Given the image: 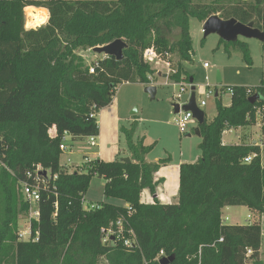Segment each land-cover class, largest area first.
<instances>
[{
  "label": "trees",
  "instance_id": "obj_1",
  "mask_svg": "<svg viewBox=\"0 0 264 264\" xmlns=\"http://www.w3.org/2000/svg\"><path fill=\"white\" fill-rule=\"evenodd\" d=\"M223 2L0 0V264H160L162 259H169L167 264H264L260 149L222 141L227 129L258 125L259 110L264 135V82L256 88L232 87L231 105L224 107L217 100L213 120L198 124L202 156L197 163L180 166L177 204L142 202L144 191L156 195L160 182L155 175L163 163L147 162L153 147L135 137L136 122L122 129L131 162L96 160L72 173L61 165L64 133L73 143L98 137L97 115L112 104L118 86L150 84L155 70L144 61L146 50L177 54L180 63L171 79L190 82L182 63L190 62L193 54L191 18L205 22L218 15L245 25L254 23L264 32V0ZM29 7L48 11L45 26L26 29ZM175 31L179 39L172 42L169 35ZM116 40L127 44L124 59H98L94 74L75 54ZM220 43L227 52L239 50L252 64L246 42L221 39ZM256 94L260 99L250 103ZM52 130L57 137H51ZM253 153L258 156L244 163ZM38 168L47 176L41 188L40 219L32 225L39 237L37 242H21L18 220L29 213V206L16 188ZM94 176L107 181V198L120 199L125 206L85 209ZM228 207L248 208L255 222L226 225L222 212ZM119 220L124 238H130V232L135 237L131 248L116 236L103 243L102 231H117Z\"/></svg>",
  "mask_w": 264,
  "mask_h": 264
},
{
  "label": "rangeland",
  "instance_id": "obj_2",
  "mask_svg": "<svg viewBox=\"0 0 264 264\" xmlns=\"http://www.w3.org/2000/svg\"><path fill=\"white\" fill-rule=\"evenodd\" d=\"M101 1L111 2L114 0ZM215 1L217 0H197V3L213 5ZM222 1H224L222 4H227L229 0ZM31 11H27V13L29 14ZM42 13L45 12L40 11L36 14ZM204 25L205 22L197 18L190 19L193 54L191 61L183 62L182 66L186 74L193 78V84L188 88L183 101L180 103L184 105L191 99L192 87L195 88L194 94L197 104L206 100L207 92L218 93L219 98L213 97L206 100L207 106L202 109L207 122H211L216 115L217 100L224 107L231 105V94L228 89L239 86L256 88L264 82V46L256 39L239 38V41L246 42L249 47L252 64L248 65L239 50L231 49L230 52H227L225 44L220 43L221 38L217 34H210L205 37ZM26 28H30L28 24H26ZM179 35V31H175L169 35V39L175 42L179 39ZM75 54L83 58L87 66L105 57L94 53L93 49L81 48L76 50ZM174 61L176 65L180 63L177 54H174ZM205 64L209 66L208 69L204 67ZM151 67L154 69V66ZM218 75L221 77V83H218ZM167 82L166 78L155 76L153 84L123 83L119 85L116 89L113 104L104 109L106 111H118V116L126 119L121 123V128L113 131L112 123L106 129L104 127L107 136L102 142L98 141L97 137L99 147L90 146L87 139L74 143L71 138L68 139V149L61 156L62 167L69 172H81L86 167V160L112 162L116 159L127 158L128 151L122 129L130 128L135 121L138 125L136 137L140 138L142 136L145 138L147 145L153 147L148 156V162L154 164L165 163L164 166L161 165L158 172L163 170L174 171L177 177V170L181 163L194 164L199 162L202 156L201 139L195 134L198 123L194 120L191 121L186 134L180 133L174 121V105L179 104L174 96L179 92V88L168 86ZM152 86L157 89L154 100L145 92L147 87ZM98 122L101 127V116L98 118ZM245 135L248 138H260L262 135L260 125L227 129L223 133L222 141L226 145H240L248 141L244 139ZM0 166L2 167V165ZM106 182L105 179L97 176L92 178L84 198L83 207L85 209L105 204L125 206L122 200L110 199L105 196L104 187ZM16 189L23 202L19 184ZM28 218L29 213L20 215L17 233L26 229ZM222 221L226 225H250L255 222V217L246 207H228L223 209ZM261 259L264 261V248L262 249Z\"/></svg>",
  "mask_w": 264,
  "mask_h": 264
},
{
  "label": "built area",
  "instance_id": "obj_3",
  "mask_svg": "<svg viewBox=\"0 0 264 264\" xmlns=\"http://www.w3.org/2000/svg\"><path fill=\"white\" fill-rule=\"evenodd\" d=\"M28 8L25 9V27L27 24V19H28V13H27ZM49 19H46V22L44 24H42V26H45L47 24ZM40 26V27H42ZM39 27V28H40ZM27 30L30 29H37V28H26ZM204 32V30H203ZM144 61L149 64L150 66H154V70H155V76L156 77H164L168 80L167 85L168 86H172V87H178L179 88V92L174 96V99L176 100V102H178L179 104V112L175 114V123L176 126L178 127L179 131L181 134H186V132L188 131V126L190 124L191 121H196L193 117V114L191 112H187L183 109V107L185 105H187L190 100L186 103H184V105H182L180 102L183 101L184 96L187 93L188 88L192 85L190 83H177L172 81L171 76L176 74V64L174 63V55L171 53H158L154 48L148 49L145 51L144 53ZM98 66V61H95L92 65L89 66V72L90 74H94L95 73V69ZM206 69L209 68V66L207 64H205L204 66ZM162 68V69H161ZM155 76H151L149 77V82L150 84H153L154 81V77ZM230 94H232V89H228ZM218 94V93H216ZM216 94H214L212 91L207 92L206 94V100H209L213 97H216ZM203 100L201 101L198 105V107L202 110L203 107L207 106V101ZM260 110L258 113L259 116V125L261 124V114H260ZM92 117H95L94 115ZM197 122V121H196ZM51 137H57V132L55 130H52L50 132ZM68 139H70V136L67 133H64L62 136V143L60 145V150L62 152L66 151L68 149V145H67V141ZM87 143L92 146V147H97L98 146V141H97V137H90L87 139ZM253 146L259 147L260 149V160H261V167L264 170V135H262V139L259 142H255L253 144ZM258 156L257 153H253L248 155L247 157H245L243 159L244 163H251L253 161L254 158H256ZM91 163L90 160H86V166L89 167V164ZM42 168H38L37 171L35 173H31L28 172L26 174V178L25 180H22L19 182V191L20 194L22 195L25 203L29 206V218L27 219V226L26 229L24 231H19L18 232V240L21 242H37L38 241V237H39V233L36 232L35 234L33 233L32 230V225L33 222H38L40 219V210H39V204L41 201V188L45 186L46 184V177L45 178L42 176ZM57 177H55L56 179ZM98 206L92 207V208H88L87 210H91V209H98ZM116 226L118 228L117 231H114L113 228H110L108 230H103L102 234L103 236V243L108 244L112 238H114L115 236L117 237V239L119 240H123V244L126 248H131L134 246L135 244V237L133 235V233L130 232V238L125 239L123 236V221L119 220L116 223ZM35 235V236H34ZM251 251H247V256L251 255ZM160 256H163V252L160 253Z\"/></svg>",
  "mask_w": 264,
  "mask_h": 264
},
{
  "label": "water",
  "instance_id": "obj_4",
  "mask_svg": "<svg viewBox=\"0 0 264 264\" xmlns=\"http://www.w3.org/2000/svg\"><path fill=\"white\" fill-rule=\"evenodd\" d=\"M204 34L207 37L210 34H217L223 41L230 43L236 42L240 37L245 39H256L264 44V32L259 30L254 26V23H249L247 25L238 22L236 19L223 20L218 15L211 16L205 21L204 25ZM127 48V44L123 40H116L113 43L97 47L93 49V52L99 55H104L105 57H114L117 61H122L124 59V50ZM193 84V78L189 82ZM218 83H221V77L218 75ZM195 88L192 87L193 94L191 96L190 102L183 107L187 112L193 114L194 119L199 125H202L206 121L205 114L201 110L195 100L194 94ZM145 92L151 96V99L154 100L157 89L156 87H147ZM218 97V94H216ZM260 99L259 95L252 96L249 101L252 104H255ZM179 112V105H174V113ZM197 136L200 137V132L197 130L195 132ZM123 162L129 163L131 159L129 157L123 158ZM169 259H162L160 264H167Z\"/></svg>",
  "mask_w": 264,
  "mask_h": 264
},
{
  "label": "crops",
  "instance_id": "obj_5",
  "mask_svg": "<svg viewBox=\"0 0 264 264\" xmlns=\"http://www.w3.org/2000/svg\"><path fill=\"white\" fill-rule=\"evenodd\" d=\"M31 8H33V9H31ZM29 10H32L35 14L40 12V11H44L47 14V19H49V13L45 9L29 7L27 11H29ZM113 102H114V99H113ZM113 102H112V104H113ZM100 116H101V121H102L101 127L99 126V136H98V141H100V142H102L104 140V138L107 136L106 132L104 131V127L106 129L110 125V123H112L113 131L116 129L118 130L121 128V123L126 120V119H123L120 116H118V111H106V109L101 110L98 113L97 120ZM98 125H99V122H98ZM260 127H261V125H260ZM188 136L190 137L191 135H188ZM135 137H136V135H135ZM139 139H144L145 145H147L145 138H143L141 136ZM244 139H247L248 141L246 143H243V145H253L255 142H259L262 139V135L258 139L257 138L254 139L253 137L248 138L245 135ZM223 144L226 145L224 142H223ZM240 145H242V144H240ZM97 147H99V143H98ZM149 154L146 157L147 162H148ZM127 157H129V156H127ZM164 164L165 163H163L161 165L164 166ZM182 164L183 163H181L180 166ZM180 166L178 167V170H177V177H176V173L174 171L168 172V171L163 170V171L157 172L155 175V181L160 182L158 187H157V193L154 196L149 191H144L142 196H141L142 202L145 204H154L155 201L158 200L161 204H165V205L166 204H169V205L177 204L178 203V192H179ZM254 217H256V216L254 215ZM261 225H262V234H263V243H262V249H263L264 248V216L261 218ZM262 249H261V253H262Z\"/></svg>",
  "mask_w": 264,
  "mask_h": 264
},
{
  "label": "bare ground",
  "instance_id": "obj_6",
  "mask_svg": "<svg viewBox=\"0 0 264 264\" xmlns=\"http://www.w3.org/2000/svg\"><path fill=\"white\" fill-rule=\"evenodd\" d=\"M31 11V10H29ZM47 16L45 13L34 14L32 11L28 14V27L35 28L46 22Z\"/></svg>",
  "mask_w": 264,
  "mask_h": 264
}]
</instances>
